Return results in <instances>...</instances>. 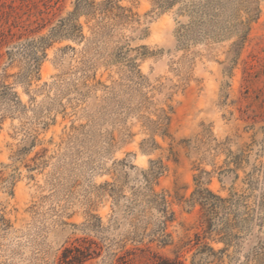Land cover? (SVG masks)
Instances as JSON below:
<instances>
[{
	"label": "rangeland",
	"instance_id": "374dc122",
	"mask_svg": "<svg viewBox=\"0 0 264 264\" xmlns=\"http://www.w3.org/2000/svg\"><path fill=\"white\" fill-rule=\"evenodd\" d=\"M84 1L0 0V264H264V0Z\"/></svg>",
	"mask_w": 264,
	"mask_h": 264
},
{
	"label": "trees",
	"instance_id": "16d2710c",
	"mask_svg": "<svg viewBox=\"0 0 264 264\" xmlns=\"http://www.w3.org/2000/svg\"><path fill=\"white\" fill-rule=\"evenodd\" d=\"M84 4L90 6L91 14H95L98 11L100 14L105 16L111 15L113 19H116L118 22H126L130 18L129 15L125 14V9L114 7L112 1L110 0H104V3L97 6H94L93 2L89 3L87 1H84ZM78 6L79 5L77 4L74 12L70 14L71 17H75V15L77 16ZM113 11L116 12L113 13ZM66 22L69 24L71 20H67ZM66 22H64L60 28L63 30V32L66 30L67 34L71 36L80 35L79 33L81 32V27H77L75 25H67ZM1 88H3V90L6 89L5 86H1ZM167 122L168 117L165 115L164 111H161L158 120L152 123L153 132L159 134L160 136H165ZM155 148L156 144L152 140L151 147L149 149ZM143 149H145V147H143ZM163 170L164 167L161 162H151L150 167L146 171L142 172L145 182V191L142 192V189H140L139 191V193L142 192L141 194L143 195V197H145L146 203L148 205L154 206L161 214L158 232L159 238H163L161 239L162 242L164 241V238L167 237V235L165 234V226L167 222L171 221L172 214L168 212L165 199L163 197H159V195L153 192L151 184L157 179L158 176L162 174ZM195 182L196 189L191 194L190 202L191 204H199L203 209V220L205 224H207V228L210 229L215 226V222L217 220H220L221 223L226 222V218L224 219V217L227 216V213L231 207L230 199H223L213 194L209 189L204 188L202 177H198ZM71 258L77 260V258L74 256H71ZM65 259L67 260L68 257H65Z\"/></svg>",
	"mask_w": 264,
	"mask_h": 264
}]
</instances>
